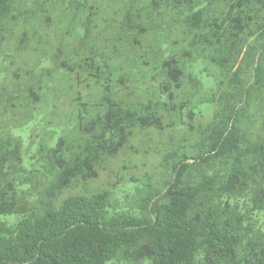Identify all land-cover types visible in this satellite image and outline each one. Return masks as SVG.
Listing matches in <instances>:
<instances>
[{"label": "trees", "instance_id": "16d2710c", "mask_svg": "<svg viewBox=\"0 0 264 264\" xmlns=\"http://www.w3.org/2000/svg\"><path fill=\"white\" fill-rule=\"evenodd\" d=\"M0 264H264V0H0Z\"/></svg>", "mask_w": 264, "mask_h": 264}, {"label": "rangeland", "instance_id": "374dc122", "mask_svg": "<svg viewBox=\"0 0 264 264\" xmlns=\"http://www.w3.org/2000/svg\"><path fill=\"white\" fill-rule=\"evenodd\" d=\"M200 78H201L203 81H206V80L208 79L204 74H201V75H200ZM210 107H211L210 104H203V105L201 106V108H202L203 110H205V113H206V114H208V110L210 109ZM26 164H27V162H26Z\"/></svg>", "mask_w": 264, "mask_h": 264}]
</instances>
